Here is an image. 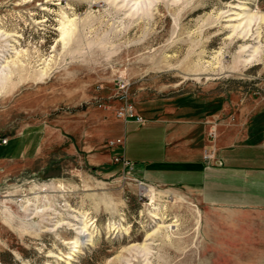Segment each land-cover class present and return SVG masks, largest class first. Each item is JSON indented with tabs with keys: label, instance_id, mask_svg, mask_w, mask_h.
Here are the masks:
<instances>
[{
	"label": "rangeland",
	"instance_id": "obj_1",
	"mask_svg": "<svg viewBox=\"0 0 264 264\" xmlns=\"http://www.w3.org/2000/svg\"><path fill=\"white\" fill-rule=\"evenodd\" d=\"M237 118L264 121V0H0V264H264V219L198 201Z\"/></svg>",
	"mask_w": 264,
	"mask_h": 264
},
{
	"label": "crops",
	"instance_id": "obj_2",
	"mask_svg": "<svg viewBox=\"0 0 264 264\" xmlns=\"http://www.w3.org/2000/svg\"><path fill=\"white\" fill-rule=\"evenodd\" d=\"M264 121L257 124L250 120L248 123L237 118L229 129L227 137L218 140L219 157L227 156L230 164L227 165V181L222 180H203L202 187L212 189L203 196V200H198L212 207V211L207 212V221H213L214 227L218 229L216 221L223 222L229 230H248L251 234L259 235L260 222L264 219ZM243 123H246L245 128ZM260 124V125H259ZM258 125V126H255ZM255 126V127H254ZM166 138L165 128H163ZM169 153L165 150L162 159L169 158ZM196 156H191L186 165L199 167L200 161ZM0 171L1 168L7 169L11 158L7 157V149L0 142ZM219 157L215 160L216 167H219ZM142 158L132 159L142 161ZM216 171H221L216 169ZM195 188L199 189L201 184L197 182ZM190 187V188H194ZM202 198V197H200ZM220 205L223 211L217 209ZM224 206V207H223ZM209 213H212L209 214ZM220 213L221 216L216 214ZM211 215V216H210ZM217 219V220H216Z\"/></svg>",
	"mask_w": 264,
	"mask_h": 264
},
{
	"label": "built area",
	"instance_id": "obj_3",
	"mask_svg": "<svg viewBox=\"0 0 264 264\" xmlns=\"http://www.w3.org/2000/svg\"><path fill=\"white\" fill-rule=\"evenodd\" d=\"M116 87L118 89V92H120V98L123 99L124 101V117H131L133 118L134 121H136L137 123H141L143 122V119L140 115H138L136 112L133 111V108L127 104V96H128V92H127V89H128V84L126 82H124L123 80H117L116 81ZM210 136L213 138V135L210 134ZM6 142V139L3 138L1 140V143H5ZM111 144L113 145H122L123 144V139L121 138H117L116 140L112 141ZM213 157V151L211 149L209 150H206L204 152V158L205 159H210ZM123 161L125 163H128L125 158L123 157V154H118V156H116L115 158V161ZM141 185V183H140ZM18 200H22V198H18Z\"/></svg>",
	"mask_w": 264,
	"mask_h": 264
},
{
	"label": "trees",
	"instance_id": "obj_4",
	"mask_svg": "<svg viewBox=\"0 0 264 264\" xmlns=\"http://www.w3.org/2000/svg\"><path fill=\"white\" fill-rule=\"evenodd\" d=\"M140 130H142V131L144 130L145 132H150V133L159 130V132L162 133V131H163V124H161V123L145 124L144 126H142V128Z\"/></svg>",
	"mask_w": 264,
	"mask_h": 264
},
{
	"label": "bare ground",
	"instance_id": "obj_5",
	"mask_svg": "<svg viewBox=\"0 0 264 264\" xmlns=\"http://www.w3.org/2000/svg\"><path fill=\"white\" fill-rule=\"evenodd\" d=\"M83 232V231H82ZM74 248H77V246L76 247H74ZM71 258V257H70Z\"/></svg>",
	"mask_w": 264,
	"mask_h": 264
}]
</instances>
